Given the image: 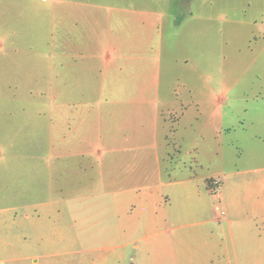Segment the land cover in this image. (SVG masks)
Masks as SVG:
<instances>
[{
    "label": "rangeland",
    "instance_id": "374dc122",
    "mask_svg": "<svg viewBox=\"0 0 264 264\" xmlns=\"http://www.w3.org/2000/svg\"><path fill=\"white\" fill-rule=\"evenodd\" d=\"M81 1L84 14H95L98 18L96 23L84 20L85 52L78 54L75 81L68 71L71 86L61 90L58 76L64 59L60 56L59 17L53 12L51 20L47 10L44 13V8L55 0H35L37 15L35 25L30 29L29 43L36 73L29 95L30 101L34 99L35 102L30 107L35 121L32 148L27 152L22 144L15 143L12 147V142L17 139L12 136V128L5 126L4 149L0 154V209L17 213L14 227L20 238H27L29 244L22 241L16 247L3 246L0 264H35L36 257L40 258L39 264H78L83 255H67L66 249L59 244L61 228L65 224L59 213V200L74 190L83 196V204L89 206L92 188L83 184L61 186L60 181H103L108 179L106 168L112 159L123 165L129 162V157L135 156L136 151L129 155L111 153L106 139L103 144H99L95 135L92 139L91 125L94 123L85 121L86 117L98 112L116 111L123 107L122 102L133 98H147L150 102L159 99V108L163 109L170 106L169 100L178 102L174 116L166 115L169 119L166 126L174 128L167 134L180 149V155L175 153L176 157L180 156V161L171 165L160 141H154L158 145L149 148L146 161L151 167L148 172L163 166L165 176L180 178L181 171L171 170L170 166L194 161L195 175L201 179L194 182L188 193L195 198L201 197L210 209L219 205L216 215L224 221L232 220L233 226L239 227L236 216L239 200L234 198L239 181H242L239 170L263 165L252 163L251 159L256 145L264 149V41H255L251 36L252 30L257 28L244 26L239 30V23L232 24L231 18L264 19L262 10L255 8L264 0H222L223 8L219 14L226 18L222 24L223 38L221 42L213 40L210 58L190 57L188 10L179 11V0ZM248 2L254 4L251 9L247 7ZM109 15L114 17L110 24L102 19ZM9 20L5 16V21ZM10 27L5 23L0 42L4 54L5 125L10 114L19 110L15 97L22 99L25 93L22 88L17 90L11 81L14 45ZM66 65L71 68L73 61L69 59ZM169 87L173 89L169 90ZM61 100L70 104L66 109L64 107L65 113L61 111ZM150 110L149 106L148 127L152 129L153 113ZM159 126L163 127L161 120ZM79 135L85 139L83 147L73 144ZM63 136H66V144H62L60 137ZM91 141H94L93 145ZM159 156L160 161L157 160ZM76 167L78 175L71 170ZM61 168L68 169L67 176L61 175ZM123 174L121 169L115 171L119 180ZM246 176L251 178L252 173ZM216 179L221 180V201L208 194L205 188L206 180L212 183ZM163 190L171 196L183 191L179 186L164 187ZM90 212L77 215L80 229L87 236L92 234L100 244L113 242L104 233L105 227L98 225L99 218L90 216ZM26 214H30V220L24 217ZM207 218L186 219L182 224L190 229ZM4 220L3 238L11 241L6 228L9 219L5 217ZM234 236L239 240V233ZM206 238L207 235L201 233L198 242L183 245L179 250L181 257L171 264H239V259L231 256L229 235L227 252L220 257L205 255L210 249L205 243ZM195 252L197 258L192 256ZM28 255L33 257L26 258ZM252 261L247 259L242 263L253 264Z\"/></svg>",
    "mask_w": 264,
    "mask_h": 264
},
{
    "label": "crops",
    "instance_id": "0c3cea01",
    "mask_svg": "<svg viewBox=\"0 0 264 264\" xmlns=\"http://www.w3.org/2000/svg\"><path fill=\"white\" fill-rule=\"evenodd\" d=\"M48 5L44 8V13L47 10L51 20L53 12L59 17L60 56L64 62L59 72L58 84L61 90H66L71 86L68 71H71V78L75 81L78 73L76 67L78 54L85 52L82 36L84 20L96 23L98 17L95 14L85 15L84 4L81 0H55V3ZM253 5L252 2H248L247 7L251 9ZM35 6V0H12L10 2L0 0V42L4 37L5 23L9 24L12 26L9 28L11 43L14 45L11 56L13 66L11 81L17 90L22 88L25 91L24 100L15 97L19 110L10 114L5 125L4 54H2L1 44L0 154L4 149L5 126L12 128V136L17 139V142H12V147L17 143L24 145V151L27 152L30 151V147L32 148L35 121L34 114L30 113V107L35 102L34 99L30 101L29 95L32 94L36 73L34 55L30 53L29 43L31 42L30 29L34 27L37 15ZM178 6L179 11L188 10L186 25L190 57L210 58L213 40L221 42L223 38L222 24L226 18L219 14L223 8L222 0H179ZM255 8L261 9V16H264V2L257 3ZM5 16L10 20L6 22ZM102 19L110 24L114 17L109 15ZM231 20L234 25L239 23V30L244 26H254L257 29L252 30L251 36L255 41H264V19H248L245 16H239V19L233 17ZM213 27L216 29L213 30ZM217 49L220 51L221 47ZM69 59L73 61V65L68 69L66 63ZM172 89L173 87H169V90ZM157 90L160 91V85ZM168 103L170 106L165 109L160 107V109L159 99L150 102L147 98H133L122 102L123 107L116 111L109 110L107 114L98 112L94 116L86 117V122L94 123L91 125L93 127L92 139L97 136L99 144H103V139H106L105 142L111 153L129 155L130 152H136L135 156L129 157V162L123 165L112 159L114 162L111 160L107 164L108 179L106 180L60 181L61 186L83 184L92 188L89 206L83 204V196L74 193V190L59 200V213L65 222L60 232V246L66 249L67 255L82 254L83 257L78 264H171L181 257L180 248L186 243L198 242L201 233L207 235L205 243L210 247L205 255L220 257L227 252L226 243L229 235L232 245L231 256L239 259V264H243V260L247 259L253 260V264H264V149L256 145L254 157L251 159L252 163H263L261 167L239 170L242 181H239V189L234 193V198L239 200V212L236 214L239 217V227H234L232 220L224 221L222 217L216 215L215 210H220H217L219 205H216L215 209H210L201 197L195 198L188 193V189L193 186L194 182L201 179L195 175L194 161L191 160L190 163L183 161L177 166H170L171 170L181 171L180 178L165 176L163 166H158L156 171L148 172L151 167L146 161L149 148L152 145L155 147L158 145L154 141H160V146L164 148L166 154V160L171 165L180 161V156H175V153L181 154L180 149L178 150L177 144L172 143L169 138V132H172L171 129L174 128L170 125L166 126L169 121L166 115L174 116L178 102L169 100ZM60 105L61 111L65 113L64 110L70 104L67 100H61ZM149 106L151 114L153 113L152 129L148 127ZM160 120L163 124L161 128ZM60 138L63 139L62 144H66V136ZM151 141L152 144H150ZM84 142L85 139L79 135L74 139L73 144H80L83 147ZM91 144L93 145L94 141H91ZM160 159L159 156L157 160L160 161ZM119 169L124 171L120 180L118 175L115 176V171ZM67 170V168H61V175L67 176ZM71 170L79 174L78 167ZM248 173H252L251 178H247ZM176 186L183 189L182 193L171 196L163 190L164 187ZM205 186L206 192L213 194L217 201L223 199L222 190L221 196L217 197L209 180H206ZM89 210L91 211L90 216L99 218L98 225L105 227L104 233L113 242L100 244L96 242L92 234L87 236L86 232L80 229L77 215L80 213L85 215ZM210 213L212 216L207 218ZM5 217L9 219L6 221V228H8L7 234L10 233L11 241H5L3 238ZM24 217L31 219L30 214ZM16 218H18L17 213L0 209V251L3 246L16 247L22 241H25L24 244H29L27 238L21 239L20 234L17 233V227H14L17 224L14 221ZM191 218L207 219L188 229V225L182 222ZM236 233H239V240L234 236ZM118 240L123 242H118ZM192 256L193 258L198 257L196 252ZM29 257L33 256H26V258ZM33 263L39 264L40 258L36 257Z\"/></svg>",
    "mask_w": 264,
    "mask_h": 264
},
{
    "label": "built area",
    "instance_id": "2783aa9c",
    "mask_svg": "<svg viewBox=\"0 0 264 264\" xmlns=\"http://www.w3.org/2000/svg\"><path fill=\"white\" fill-rule=\"evenodd\" d=\"M212 189L213 192L215 193V195L217 197L221 196V180L220 179H216V180H212ZM219 206L217 207V210H219Z\"/></svg>",
    "mask_w": 264,
    "mask_h": 264
}]
</instances>
